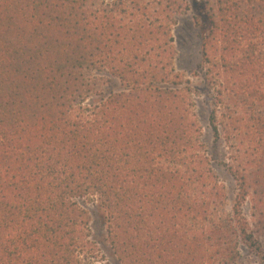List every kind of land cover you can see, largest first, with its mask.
Wrapping results in <instances>:
<instances>
[{"label": "trees", "instance_id": "1", "mask_svg": "<svg viewBox=\"0 0 264 264\" xmlns=\"http://www.w3.org/2000/svg\"><path fill=\"white\" fill-rule=\"evenodd\" d=\"M201 3L196 85L185 0H0V264H104L88 204L118 264L264 262V0Z\"/></svg>", "mask_w": 264, "mask_h": 264}, {"label": "rangeland", "instance_id": "2", "mask_svg": "<svg viewBox=\"0 0 264 264\" xmlns=\"http://www.w3.org/2000/svg\"><path fill=\"white\" fill-rule=\"evenodd\" d=\"M188 4V10L178 18V24L174 30V38L177 49L176 66L179 72H182L188 79H191L196 85L201 84V81L195 77L201 62V46H202V27L196 24V15L200 14L202 8L201 0H185ZM110 81L105 83L104 93L108 95L113 90H118L119 86ZM204 102V104H203ZM201 108L202 122L209 135V127L206 114V99L201 98L199 101ZM215 170L220 180L227 186L230 192V200L228 210H232L234 206L236 185L231 177L226 172L223 165L215 164ZM92 213V232L98 249L103 256L104 264H118L115 256L110 250L106 242V222L103 219L102 213L92 204L87 205ZM244 215L250 220V206L244 207ZM240 264H264V262L255 256L249 249L243 247L241 253Z\"/></svg>", "mask_w": 264, "mask_h": 264}]
</instances>
